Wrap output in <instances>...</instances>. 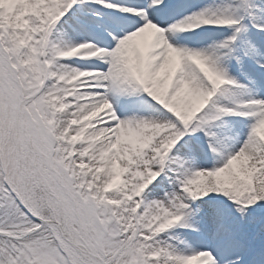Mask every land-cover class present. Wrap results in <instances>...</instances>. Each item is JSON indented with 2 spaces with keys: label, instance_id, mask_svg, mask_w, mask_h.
I'll use <instances>...</instances> for the list:
<instances>
[{
  "label": "snow or ice",
  "instance_id": "1",
  "mask_svg": "<svg viewBox=\"0 0 264 264\" xmlns=\"http://www.w3.org/2000/svg\"><path fill=\"white\" fill-rule=\"evenodd\" d=\"M0 264H264V0H0Z\"/></svg>",
  "mask_w": 264,
  "mask_h": 264
}]
</instances>
